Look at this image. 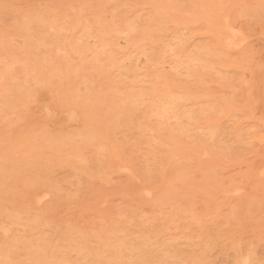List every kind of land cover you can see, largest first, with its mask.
<instances>
[{
    "label": "rangeland",
    "instance_id": "374dc122",
    "mask_svg": "<svg viewBox=\"0 0 264 264\" xmlns=\"http://www.w3.org/2000/svg\"><path fill=\"white\" fill-rule=\"evenodd\" d=\"M261 31L264 0H0V264H264Z\"/></svg>",
    "mask_w": 264,
    "mask_h": 264
},
{
    "label": "bare ground",
    "instance_id": "6f19581e",
    "mask_svg": "<svg viewBox=\"0 0 264 264\" xmlns=\"http://www.w3.org/2000/svg\"><path fill=\"white\" fill-rule=\"evenodd\" d=\"M152 10H153V9H152ZM147 17H148V16H147ZM227 22H228V21H227ZM227 22H226V23H227ZM226 23L223 24V27H226L225 30L229 31V30H230L229 28H231V27H228V25H227ZM223 27H222V29H223ZM227 27H228L229 30L227 29ZM259 28H260V27H259ZM235 29H236V28H235ZM235 29H234V30H235ZM237 29H238V28H237ZM179 31H180V30H179ZM236 31L238 32V30H235L234 32H236ZM119 32H120V31H119ZM237 32L233 34V33H232V29H231V34H232V36H233V35H234V36H238V35H236ZM177 33H178V32H177ZM258 33H259V31H258ZM261 33H262V31H261ZM263 33H264V32H263ZM263 33H262V34H263ZM241 34H242V33H241ZM241 34H240V35H241ZM234 36H233V37H234ZM253 36H254V35H253ZM241 37H242V35H241ZM139 38H140V37H139ZM234 38H235V37H234ZM262 38H263V37H261V39H262ZM134 39H135V38H134ZM231 39H232V37L230 36L229 40L231 41ZM263 39H264V38H263ZM263 39H262V40H263ZM109 40H110V39H109ZM125 40H127V39H125ZM222 40H223V39H222ZM234 40H235V39H233V41H234ZM242 40H243V39H242ZM194 41H195V40H194ZM194 41H193V42H194ZM226 41H227V40H226ZM230 41H228V42H230ZM233 41H232V43H233ZM237 41H239V39L235 41V44L238 43ZM240 41H241V40H240ZM243 41H244V40H243ZM108 42H109V41H108ZM223 43H225V41H224ZM226 43H227V42H226ZM243 43H244V42H243ZM176 44H178V43H176ZM233 44H234V43H233ZM233 44H232V47H233ZM182 45H183V44H182ZM226 45H227V44H226ZM229 45L231 46V44H229ZM178 46H179V45H178ZM234 46H235V45H234ZM239 46H240V44H239ZM239 46H235V47L238 48ZM176 47H177V46H176ZM226 47L228 48L229 46H226ZM232 47H231V48H232ZM177 48H178V47H177ZM178 49H179V48H178ZM231 50H232V49H231ZM234 50H236V49H234ZM45 54H47V53H45ZM143 54H144V53H143ZM42 55H44V54H41V56H42ZM106 56H107V55H106ZM89 57H90V56H88V58H89ZM0 58H1V57H0ZM91 58H92V57H91ZM253 58H254V57H253ZM262 59H263V57H262ZM106 60H108V58H107ZM178 60H179V59H178ZM38 61H39V59H38ZM174 61H175V60H174ZM244 61H245V60H244ZM98 62H99V61H98ZM175 62L177 63V61H175ZM180 62H181V61H180ZM188 63H189L188 65H189L191 68H196V67H198V66L200 65V64H198L197 62H192L191 60L188 61ZM222 63H223V62H222ZM118 64H119V63H118ZM257 64H258V63H257ZM131 65H132V63H131ZM176 65H177V64H176ZM249 65H250V64H249ZM253 65H254V64H253ZM253 65H252V66H253ZM259 65H260V64H259ZM263 65H264V63H263ZM250 66H251V65H250ZM250 66H249V68L252 67V66H251V67H250ZM254 66H255V65H254ZM257 66H258V65H257ZM252 68H255V67H252ZM110 69H111V68H110ZM112 69H113V68H112ZM251 70H252V69H251ZM198 71H199V69H198ZM11 72H12V71H11ZM164 72H165V71H164ZM248 72L251 74L250 69L248 70ZM254 72H255V70H254ZM263 72H264V70H263ZM13 73H14V72H13ZM249 73H248V75H250ZM167 74H168V73H167ZM173 74H174V73H173ZM200 74H201V73H200ZM254 74H255V73H254ZM12 76H13V75H12ZM15 76H16V75H15ZM17 76H18V75H17ZM166 76H167V75H166ZM173 76H174V75H173ZM201 76H202V75H201ZM252 76H254V75H253V72H252ZM252 76L250 75L251 78H252ZM195 77H197V76H194V78H195ZM5 78H6V77H5ZM130 78H131V75H130ZM208 78H209V77H208ZM251 78H248V79H250V81H251V80H252ZM253 78H255V77H253ZM248 79H247V80H248ZM260 79H261V78H260ZM8 80H9V79H8ZM209 80H210V79H209ZM254 80H255V79H254ZM262 80H263V77H262ZM262 80H261V81H262ZM248 81H249V80H248ZM248 81H247V82H248ZM250 81H249V82H250ZM255 81H256V83H259V82H257V80H255ZM259 81H260V80H259ZM2 82H3V80H2ZM249 82H248V83H249ZM242 83H243V82H242ZM244 83H246V82H244ZM250 83H251V82H250ZM261 83H263V85L260 87V89H262V87H264V82L262 81ZM261 83H260V85H261ZM179 85H180V84H179ZM179 85H178V86H179ZM244 85H245V84H243V87H244ZM249 85H250V84H249ZM249 85H246V86H249ZM253 85H254V84H253ZM253 85H252V86H253ZM255 85H256V84H255ZM255 85H254V88H253V87H252V88L254 89V91H257V92H258L260 89L258 90V87H257V89H255L256 86H258V85H256V86H255ZM96 86H97V85H96ZM246 86H245V87H246ZM98 88H99V87H98ZM176 88H177V87H176ZM247 88H248V87H247ZM111 89H112V88H111ZM177 89H178V88H177ZM263 89H264V88H263ZM98 90H99V89H98ZM151 90H152V89H151ZM248 90L250 91V89H247V91H248ZM261 91H262V90H260L259 92H261ZM137 92H139V91H137ZM263 92H264V91H263ZM13 94H14V93H13ZM248 94H249V93L247 92L246 95H248ZM260 94H262V92H261ZM136 95H137V94H136ZM140 95H141V92H140ZM142 95H143V94H142ZM142 95H141V96H142ZM256 95H259V93H257ZM16 96H17V95H16ZM248 96H249V95H248ZM250 98H251V97H250ZM250 98H249V99H250ZM255 98H256V97H255ZM255 98L253 99L254 101H255ZM249 99H248V100H249ZM32 101H33V100H32ZM250 101L253 102L254 106L257 105L256 102H255V103H256V105H255L254 101H252V100H250ZM33 102H34V101H33ZM16 103H17V102H16ZM16 103H15V104H16ZM31 103H32V102H31ZM66 103H67V101H66ZM240 103H242V102H240ZM15 104H14V106H15ZM263 104H264V103H263ZM263 104H262V105H263ZM172 108H174V106H172ZM256 108H257V107H256ZM251 109H252V108H251ZM260 109H262V108H260ZM256 110H257V109H256ZM28 111H29V110H28ZM46 111H47V110H46ZM49 111H50V110H49ZM174 111H175V110H174ZM49 113H50V112H49ZM49 113H48V114H49ZM253 113H254V111H253ZM65 114H67V113H65ZM72 115H73V114H72ZM44 116H45V115H44ZM46 116H47V115H46ZM74 116H75V115H74ZM258 116H260V115L258 114ZM258 116H257V118H258ZM38 117L41 118L40 116H38ZM255 117H256V116H255ZM0 118H1V117H0ZM76 118H77V117H76ZM262 119H263V117H262ZM40 120H41V119H40ZM252 120H253V119H252ZM63 121H64V120H63ZM152 122H153V121H152ZM155 122H156V121H155ZM160 123H161V121H160ZM257 123H258V122H257ZM54 124H55V123H54ZM82 124H83V123H82ZM52 125H53V124H52ZM60 125H61V123H60ZM158 125H159V124H158ZM56 127H57V126H56ZM155 128H156V126H155ZM155 130H157V129H155ZM157 132H158V131H156V133H157ZM98 136H99V134H98ZM169 136H170V135H169ZM170 137H171V136H170ZM78 141H79V140H78ZM109 142H110V141H109ZM205 153H206V151H205ZM203 155H204V154H203ZM206 155H207V154H206ZM55 156H56V155H55ZM204 156H205V155H204ZM202 157H203V156H202ZM25 159H27V158H25ZM23 162H24V161H23ZM18 164H19V163H18ZM21 164H22V163H21ZM121 168H122V167H121ZM127 168H128V167H127ZM143 168H144V167H143ZM262 169H264V168H262ZM118 170H119V168H118ZM261 171H262V170H261ZM262 172H263V171H262ZM260 174H262V173H260ZM130 176H131V175H130ZM134 177H135V176H134ZM131 178H132V177H131ZM135 178H136V177H135ZM141 191H142V190H141ZM146 191H147V190H146ZM146 191L144 190L145 194H146ZM233 192H236V191H233ZM148 193H149V192H148ZM148 193H147V196H148ZM2 199H3V198H2ZM32 200H33V199H32ZM38 200H39V199H38ZM31 202H32V201H31ZM39 202H40V201H38V203H39ZM38 203H37V204H38ZM21 217H22V216H21ZM229 223H230V222H229ZM118 226H119V225H118ZM235 228H236V227H235ZM11 233H12V232H11ZM222 234H223V233H222ZM11 235H12V234H11ZM13 238H14V237H13ZM27 238H28V237H27ZM216 241H217V240H216ZM241 242H242V241H241ZM241 244H242V243H241ZM248 248H250V246H249ZM209 249H210V248H209ZM121 251H122V250H121ZM135 251H138V250H135ZM219 253H220V252H219ZM214 255H215V254H214ZM208 258H209V257H208ZM182 260H183V259H182ZM244 260H246V258L243 259L242 261H244ZM244 263H245V262H244Z\"/></svg>",
    "mask_w": 264,
    "mask_h": 264
}]
</instances>
